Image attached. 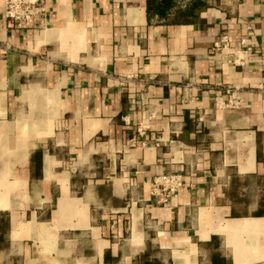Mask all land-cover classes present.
<instances>
[{
  "label": "crops",
  "instance_id": "1",
  "mask_svg": "<svg viewBox=\"0 0 264 264\" xmlns=\"http://www.w3.org/2000/svg\"><path fill=\"white\" fill-rule=\"evenodd\" d=\"M146 1L0 2V264H264V0Z\"/></svg>",
  "mask_w": 264,
  "mask_h": 264
},
{
  "label": "built area",
  "instance_id": "2",
  "mask_svg": "<svg viewBox=\"0 0 264 264\" xmlns=\"http://www.w3.org/2000/svg\"><path fill=\"white\" fill-rule=\"evenodd\" d=\"M3 13L11 26L18 29H26L35 24H40L41 17L45 12V0H0ZM242 49L234 50L235 55L248 53L251 50L249 40L246 38L241 41ZM244 48V49H243ZM231 49V40L228 35H223L214 43L213 53ZM236 62V61H235ZM261 92L262 113L264 115V81L259 86ZM243 104L240 97V89L228 87L225 90V97H217L215 105L219 109L235 110ZM184 185L181 175H163L154 182L153 193L160 192L165 200L175 194Z\"/></svg>",
  "mask_w": 264,
  "mask_h": 264
},
{
  "label": "trees",
  "instance_id": "3",
  "mask_svg": "<svg viewBox=\"0 0 264 264\" xmlns=\"http://www.w3.org/2000/svg\"><path fill=\"white\" fill-rule=\"evenodd\" d=\"M175 0H147L146 14L148 19L158 17L172 23H187L194 16L196 10L204 7L205 3L199 0L193 2L188 8H177Z\"/></svg>",
  "mask_w": 264,
  "mask_h": 264
}]
</instances>
